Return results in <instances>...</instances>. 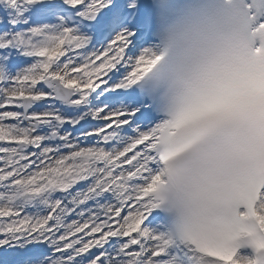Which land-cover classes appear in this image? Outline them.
Instances as JSON below:
<instances>
[{
  "label": "snow or ice",
  "instance_id": "1",
  "mask_svg": "<svg viewBox=\"0 0 264 264\" xmlns=\"http://www.w3.org/2000/svg\"><path fill=\"white\" fill-rule=\"evenodd\" d=\"M239 12L264 68V0ZM150 24L142 0H0V264H264V109L161 151L132 92L162 59ZM182 154L205 190L174 225L155 213Z\"/></svg>",
  "mask_w": 264,
  "mask_h": 264
},
{
  "label": "clouds",
  "instance_id": "2",
  "mask_svg": "<svg viewBox=\"0 0 264 264\" xmlns=\"http://www.w3.org/2000/svg\"><path fill=\"white\" fill-rule=\"evenodd\" d=\"M153 23L154 56L162 59L140 82H151L149 97L163 128L165 144L179 150L188 128L220 114L253 105L264 109V68L245 62L248 38L239 0H166ZM157 5L159 0H152ZM139 84V85H140ZM218 150L219 144L207 146ZM173 176L161 186L159 211L171 224L190 221L200 210L201 165L183 156L170 161Z\"/></svg>",
  "mask_w": 264,
  "mask_h": 264
}]
</instances>
